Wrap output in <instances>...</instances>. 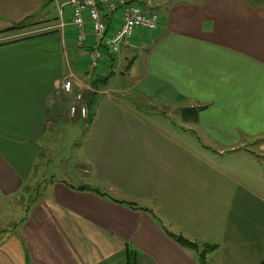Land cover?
<instances>
[{
	"label": "crops",
	"instance_id": "0c3cea01",
	"mask_svg": "<svg viewBox=\"0 0 264 264\" xmlns=\"http://www.w3.org/2000/svg\"><path fill=\"white\" fill-rule=\"evenodd\" d=\"M68 1L0 0V206L12 209L0 214V264H126V252L136 264H200L163 227L214 246L206 264H260L264 0L147 1L158 29L118 57L104 52L95 70L92 39L74 43ZM68 78L91 120L83 177L39 187L50 116L84 121L61 93ZM130 92L142 108L125 105ZM145 106L181 128L160 127ZM187 107L195 122L182 120Z\"/></svg>",
	"mask_w": 264,
	"mask_h": 264
},
{
	"label": "built area",
	"instance_id": "2783aa9c",
	"mask_svg": "<svg viewBox=\"0 0 264 264\" xmlns=\"http://www.w3.org/2000/svg\"><path fill=\"white\" fill-rule=\"evenodd\" d=\"M70 25L74 43L83 49L92 39L87 53L91 69L99 67L106 52L111 56L119 54L122 45H129L133 36L140 31L154 32L158 29L159 18L150 8H142L135 2L113 0H70ZM117 19L109 32L111 20ZM63 27V26H62ZM88 32L90 35H88ZM91 37V38H89ZM72 81L68 78L60 86L61 93L71 98L69 114L87 118V107L81 92L74 93Z\"/></svg>",
	"mask_w": 264,
	"mask_h": 264
},
{
	"label": "rangeland",
	"instance_id": "374dc122",
	"mask_svg": "<svg viewBox=\"0 0 264 264\" xmlns=\"http://www.w3.org/2000/svg\"><path fill=\"white\" fill-rule=\"evenodd\" d=\"M69 1L66 3V5L69 3ZM125 1L135 2L142 8H150L158 16L156 12V6H155V5H158L157 4L158 0H125ZM147 1H150L154 3L155 5ZM67 6L69 7V5ZM158 12L161 13V10L159 9ZM158 27H159V24H158ZM118 56L119 55H117V57ZM123 71L125 72L126 69H124ZM74 79L75 78L73 77L72 81H74ZM128 81L129 79H126L122 82V84L126 86ZM144 87L145 86L142 85L139 88L143 89ZM73 91L74 93L79 92V90L75 91L74 89ZM124 98L128 99L125 105L128 106L129 108H134L135 106L142 108L144 105L143 102L135 98V95L133 92L128 93ZM66 101L68 102V104L67 103L66 104L69 107V105L71 104V98L68 97ZM132 103H136L137 105L133 106ZM84 104L87 105L86 101H84ZM193 109H198V108H189V107L181 108L179 109V113L183 110H193ZM143 110L146 113L153 114L152 116H149L150 120L158 124L162 128L166 127L174 131L176 130L175 128H181V125H180L181 121L179 117L177 116H163V112L161 110L151 111L150 108L146 106ZM56 117L50 116V119L53 123V127H56V128L53 132H47L46 139L44 140V141H50L48 136H50L51 139L53 137L54 139L53 144H50L47 147H45L44 160L40 164V169L36 171V176H38V179L40 180L38 183L39 187L43 179L44 180L46 179L47 181L51 177L60 179L62 181H67L68 183H72V184L79 183L80 179L83 177L82 171H81V166H83V164H82V159L80 157L81 151L79 149L81 148V146L83 145L86 139L85 130H88L90 127V123H88V121L91 122V120L89 119L90 114L88 112V109H87V118L84 119V121H81L80 118H79L80 121H74L72 119H67L64 115L58 116V118ZM56 124L57 126H55ZM35 194H36V191L34 192V195ZM114 198H119V197L115 196ZM22 203L23 202L21 201V205H23ZM10 206L11 205L2 204L0 206V214L1 215L11 214L12 209L10 208ZM16 215L20 216L18 212L16 213ZM198 252H202V249H200L199 247H198Z\"/></svg>",
	"mask_w": 264,
	"mask_h": 264
},
{
	"label": "trees",
	"instance_id": "16d2710c",
	"mask_svg": "<svg viewBox=\"0 0 264 264\" xmlns=\"http://www.w3.org/2000/svg\"><path fill=\"white\" fill-rule=\"evenodd\" d=\"M199 109H193V110H183L181 111V118L183 121H191V122H195L196 121V117H197V113ZM131 206V205H129ZM163 230L167 233V235L173 239L174 242H176L179 246L183 247V248H189L191 250H193L196 254H197V258L200 262V264H206V260H205V255L214 250L215 247L214 246H210V245H199L195 242L189 241L186 238L180 236V235H175L173 233H169L168 231L165 230V228L163 227ZM198 247L200 249H202V252H198ZM126 264H136V254L132 253V254H128L126 252ZM260 264H264V261H262Z\"/></svg>",
	"mask_w": 264,
	"mask_h": 264
}]
</instances>
